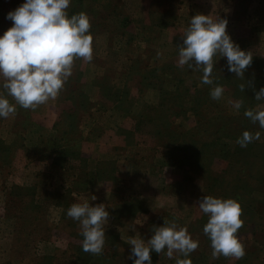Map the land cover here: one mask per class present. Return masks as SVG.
<instances>
[{
	"label": "rangeland",
	"instance_id": "obj_1",
	"mask_svg": "<svg viewBox=\"0 0 264 264\" xmlns=\"http://www.w3.org/2000/svg\"><path fill=\"white\" fill-rule=\"evenodd\" d=\"M24 2L0 0V36L12 26L7 13ZM81 6L91 24L92 61H75L55 100L35 109L16 105L14 116L0 118V264H133L129 239L147 243L164 221L186 227L199 247L188 257L153 251L152 264L185 258L192 264H264V163L257 158L264 154V129L243 114L244 131L259 132L260 139L251 142L254 157L243 156L240 165L230 160L239 157L233 150L242 133L233 103L245 99L241 109L251 104L253 110H264V100L254 99L257 88L251 84L239 90L254 77L264 83V0H82ZM197 14L226 19L232 41L251 52L244 81L228 71L226 57L215 58L212 85L202 83V70L178 65L177 46ZM217 85L224 92L213 100L210 92ZM177 90L186 93L181 105L169 113L157 107ZM217 116L231 118L232 124L228 137L220 135L213 157H197L201 161L195 165L188 158L184 167H172L176 153L169 151L170 141L188 146L196 122L202 124L198 134L210 139L214 127L208 122ZM65 150L68 155L61 157ZM196 165L208 174L199 176ZM228 172L236 177L232 184L205 190L213 177L230 178ZM233 187L250 206V216L242 207L248 218L237 234L250 254L240 260L212 259L208 236L193 225L208 217L199 201L206 192L228 199L221 195ZM84 202L103 204L109 212L100 255L82 250L80 224L67 216L72 204ZM255 223L262 228L253 235Z\"/></svg>",
	"mask_w": 264,
	"mask_h": 264
},
{
	"label": "clouds",
	"instance_id": "obj_2",
	"mask_svg": "<svg viewBox=\"0 0 264 264\" xmlns=\"http://www.w3.org/2000/svg\"><path fill=\"white\" fill-rule=\"evenodd\" d=\"M71 0H25L23 4L6 15L12 21L0 36V77L3 78L0 92V118H9L16 114V105L24 109H35L55 100L63 90L68 78L72 75L77 59L91 62L93 59L90 34V20L85 13L69 16ZM227 20L212 18L209 15L192 16L190 26L186 29L182 45H178V65L187 66L192 71L202 70L203 84H213L215 58L226 57L228 71L244 81V73L251 66L252 54L241 50L227 33ZM244 81L239 90L244 92ZM254 90V89H253ZM224 89L215 86L210 96L213 100L221 99ZM6 93V95H5ZM10 96L15 105L6 97ZM256 101L264 100V87L255 92ZM235 110H240L243 100L233 103ZM244 116L253 124L258 122L264 129V110L245 109ZM260 133L255 135L244 131L236 143L247 147L253 140H259ZM95 199V197H94ZM202 213L209 219L203 228L212 248V259H243L244 245L237 233L243 227L242 207L234 199H221L204 196L199 201ZM67 216L78 221L83 236L82 250L93 255L102 254L105 243V225L109 212L103 204L91 206L88 202L74 203L67 210ZM154 234L147 243L142 238H130L128 244L131 253L128 259L133 264H152L151 252H164L169 258L173 253L188 257L199 247L186 227L177 228L175 221H164L161 227H155ZM176 264H192L190 259H177Z\"/></svg>",
	"mask_w": 264,
	"mask_h": 264
},
{
	"label": "trees",
	"instance_id": "obj_3",
	"mask_svg": "<svg viewBox=\"0 0 264 264\" xmlns=\"http://www.w3.org/2000/svg\"><path fill=\"white\" fill-rule=\"evenodd\" d=\"M81 2H82V0H72L71 1V6L68 9L69 16H71L73 14L85 13V11L82 10ZM108 8H109V4L103 5L102 9H108ZM169 23L170 22H168L167 24H169ZM163 25H166V23ZM250 84H252L254 88H257L258 91L260 90V88L264 87V83H262L260 81L259 77H254L252 79V81L250 82ZM249 94H250V92H249ZM169 96L173 97V99L170 102L168 100H166V97H169ZM185 97H186L185 90H177V92H175L174 95H173V93H171V95L167 94V95L163 96L161 98V100L159 101V105L157 107L161 108L164 112H168L170 107H172V106L175 107V105L176 106L181 105V104H178V101L183 103L185 101ZM241 100H243V102L245 101V99H241ZM251 101H253V100L251 99ZM250 105L247 108H249V107L251 108ZM177 109L179 111H183L184 107L180 106ZM245 109L246 108L240 109L238 112V115L236 116L239 119L236 126L240 127L239 129H240V132H242V133L245 129V127H243V126L247 121V120L245 121V117L243 116ZM193 111H195V110H193ZM175 115H176V113H175ZM220 117L217 116V117H215V119H210L211 121L208 122V124H210L211 127H214V132H211V138L210 139H205L204 137L201 136L200 133L198 134L197 126L199 124L202 126V124L200 122H196V124H195L196 126L194 128L197 130V132L195 131V133L198 135L195 134L194 136H192L190 138L188 146H184L183 144L179 143L177 140L170 141L171 148L169 151L176 153V158H175L174 162L172 163L173 165H171L172 167H176V166H181V167L183 166L184 167L183 163H185L188 158L192 159L193 163L195 165V160L197 163V160L201 161L200 158L209 157V156H210V158L213 157L212 151L215 148L216 143H218L217 141H218L220 135H222V137H228L229 132L231 130L230 129V126L232 124V122L230 121L231 118L222 117V116H220ZM222 118H223V120H222ZM202 133L204 134L205 132H202ZM242 133H239L240 134L239 137L242 136ZM62 135L64 136V138L66 137L65 132H63ZM212 135L216 136V139H213ZM239 137L235 138V145H234V150H233V154L236 156H239V157H231L230 158V160L234 161V163L237 165H240V161L242 160L243 156H246V155H249V157L255 156L253 154V151H251L253 148V147H251V143H249L247 145V147H240L236 143V141ZM193 140H195V141H193ZM0 151H2L1 147H0ZM240 154H242V156H240ZM66 155H68V151H66V150L63 153H61V157L66 156ZM197 157H200V158L197 159ZM257 158L264 163V154H260V156ZM243 160H245V159L243 158ZM2 161H3V156L0 153V163L1 164H2ZM229 166H230V164H229ZM195 168L198 170L199 176H201V177H203L202 174H204L206 172L208 174V171H205V168H202V165L201 166L196 165ZM260 170L262 171V168ZM256 174L259 175L261 173L256 172ZM235 179H236V177L232 174V172L230 174V178H227V179L226 178L224 179V177H219V178L213 177L210 179V184L207 185L205 190H207V192H211L212 187H215L216 185H221V184H232V180L235 181ZM261 186H263V185H261ZM239 189L242 192H244L242 187H240ZM233 190L231 192H229V194H222L221 197L226 198V197L230 196V198L236 200L241 205V207H245V209L247 210V214H248V209L250 206L247 204L244 205L243 202L241 201V198L236 193L237 190H235L234 187H233ZM207 192L204 196H211V195L207 194ZM212 197H214V196H212ZM248 216H250V215L248 214ZM244 218H248V217L246 214L242 213L241 219H244ZM208 219H209L208 217L203 216L199 219V221H197L196 224H193V225L197 226L199 229L204 228ZM261 228H262L261 225L255 223L253 226L252 234L255 235V233L257 231H259V229H261ZM239 233H240V229H239L237 234H239ZM199 235L203 236V233L202 234L200 233ZM205 240H206V243L208 241H210L209 238H206ZM77 251H81V249H78ZM81 252H83V251H81ZM246 253H248V252H246ZM248 254H250V253H248ZM80 256L81 255H79V254L77 255V253H76V256H75V258L77 260L76 262H79Z\"/></svg>",
	"mask_w": 264,
	"mask_h": 264
}]
</instances>
